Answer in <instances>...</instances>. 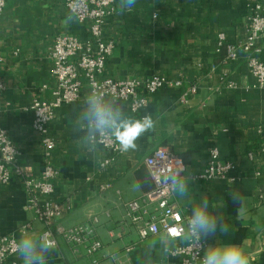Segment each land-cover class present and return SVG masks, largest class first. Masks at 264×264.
<instances>
[{
	"label": "crops",
	"instance_id": "crops-1",
	"mask_svg": "<svg viewBox=\"0 0 264 264\" xmlns=\"http://www.w3.org/2000/svg\"><path fill=\"white\" fill-rule=\"evenodd\" d=\"M255 1L264 6V0H136L128 11L115 0L116 11L102 27L103 38L113 40L114 47L99 78L141 82L158 75L166 81L138 112L123 101L107 102L133 119L151 114L155 127L136 140L135 150L121 151L103 165L106 150L88 141L86 85L78 101L54 109L47 129L56 145L48 156L28 109L33 99H54V37L69 34L84 42L86 24L78 23L62 0H6L0 12V128L17 147L21 169L34 176L46 163L57 169L51 199L62 210L55 224L93 223L102 244L95 264H180L167 253L174 241L161 234L140 241L136 228L128 220L122 223L126 203L153 187L143 162L160 146L181 159L179 178L188 186L186 196L173 192L172 201L191 214L207 196L210 211L228 225L226 232L203 238L205 249L236 244L249 264H264V158L256 155L250 161L246 156L264 132V88L245 63L247 52L241 45L238 58L226 60L218 37L223 34L228 42L241 44ZM260 58L264 62V39ZM212 146L221 159L234 164L230 175L236 179L195 178ZM233 192L240 195L239 204L229 196ZM26 200L16 174L0 183V237L39 238L44 225ZM25 225L29 227L22 232ZM57 239L47 264H93L91 257L72 253L63 238ZM4 264L22 261L16 252Z\"/></svg>",
	"mask_w": 264,
	"mask_h": 264
},
{
	"label": "built area",
	"instance_id": "built-area-1",
	"mask_svg": "<svg viewBox=\"0 0 264 264\" xmlns=\"http://www.w3.org/2000/svg\"><path fill=\"white\" fill-rule=\"evenodd\" d=\"M62 2L78 23L86 24L88 36L84 42L69 34H57L54 37L50 49L51 72L55 82L54 99L50 102L33 99L28 106L32 112V128L39 135L45 156H48L56 145L47 129L54 109L61 104L78 101L84 85L88 87L89 94L94 91L106 104L108 101H123L128 104L131 112H138L147 105L149 96L160 89L166 81L158 75L141 82L131 78H99L114 47L113 40L103 38L102 27L105 19L115 13L116 2L115 0H62ZM5 3L6 0H0V12L4 9ZM245 33L246 36L241 44L228 42L223 34H219L220 44L226 49L225 59H237V48L241 45L247 52L245 63L255 76L258 86L264 88V62L260 59L261 43L264 39V6L259 2L255 1L251 5V15ZM2 88L3 84L0 82V90ZM88 141L106 150L107 156L103 165L111 162L121 153L119 144L114 138L101 139L98 134L90 132ZM256 155L264 158V132L259 134L257 147L246 153L250 161ZM17 159V147L7 132L0 128V183L7 184L12 174H16L21 179L27 194V208L32 209L44 225L38 237L48 236L54 242V247H57V237L60 236L69 245L72 253L91 257V262L95 264L97 260L94 255L101 249L102 244L95 237L94 224H78L67 228L55 224L62 210V204L51 199L54 191L53 181L58 174L57 169L46 163L40 174L34 176L21 169ZM143 163L153 187L139 199L126 203V213L122 223L128 220L136 228L140 241L159 234L174 241V245L167 248V253L176 257L180 264H201L206 242L203 238L193 237L191 241L182 238L191 214H185L182 208L172 201L171 186L163 182V178L170 173L180 175L181 159L168 148L160 146L146 156ZM234 168V164L221 159L218 149L212 146L208 151L205 168L196 174L195 178L234 180L235 176L230 175ZM28 227L22 226V232ZM17 243L13 235L0 237V264H4L17 252Z\"/></svg>",
	"mask_w": 264,
	"mask_h": 264
},
{
	"label": "clouds",
	"instance_id": "clouds-1",
	"mask_svg": "<svg viewBox=\"0 0 264 264\" xmlns=\"http://www.w3.org/2000/svg\"><path fill=\"white\" fill-rule=\"evenodd\" d=\"M136 4V0H120L122 10L131 11ZM86 119L90 130L98 134L101 139L114 138L122 152L135 150L136 140L145 132L153 130L155 123L151 114H146L140 119H133L123 116L118 108L106 104L102 98L94 91L89 94L87 99ZM163 182L170 185L173 192L179 196H186L188 186L183 182L178 174L170 173L163 178ZM233 202L239 204L241 197L238 193H230ZM217 205L213 202L212 207ZM228 230V225L221 217L214 215L209 209L207 196L202 201L193 206L190 217L187 220L185 233L182 238L191 241L193 237L202 239L209 235L224 233ZM171 236V233H169ZM54 248V242L48 236L32 238L21 235L16 251L22 264H47V254ZM201 264H249L248 258L243 249L236 244L212 245L204 250Z\"/></svg>",
	"mask_w": 264,
	"mask_h": 264
},
{
	"label": "trees",
	"instance_id": "trees-1",
	"mask_svg": "<svg viewBox=\"0 0 264 264\" xmlns=\"http://www.w3.org/2000/svg\"><path fill=\"white\" fill-rule=\"evenodd\" d=\"M223 46V45H222ZM223 48H224V46H223ZM261 59V58H260ZM262 60V59H261Z\"/></svg>",
	"mask_w": 264,
	"mask_h": 264
}]
</instances>
